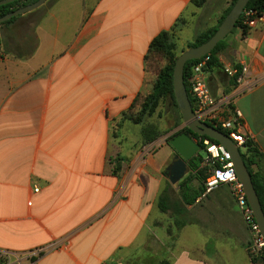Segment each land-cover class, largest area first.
<instances>
[{"label": "crops", "instance_id": "0c3cea01", "mask_svg": "<svg viewBox=\"0 0 264 264\" xmlns=\"http://www.w3.org/2000/svg\"><path fill=\"white\" fill-rule=\"evenodd\" d=\"M232 2L203 18L196 36L216 28ZM204 6L195 0H48L18 40L13 31L27 13L0 24L1 253L23 260L47 250L33 264H107L139 246L169 182L161 189L159 163L175 150L168 145L144 168L142 124L127 116L153 90L145 69L153 40L180 20L184 38ZM218 60L206 74L217 98L236 87L226 68L245 64L246 78L258 80L234 107L257 150L252 171L264 187V21L245 36L242 28L229 34ZM140 110L139 104L132 112ZM128 131L138 139L129 142ZM201 198L187 209L198 207L196 223L184 219L178 229L173 221L181 248L170 264H254L251 235L229 186Z\"/></svg>", "mask_w": 264, "mask_h": 264}, {"label": "built area", "instance_id": "2783aa9c", "mask_svg": "<svg viewBox=\"0 0 264 264\" xmlns=\"http://www.w3.org/2000/svg\"><path fill=\"white\" fill-rule=\"evenodd\" d=\"M240 20L243 32L248 33L264 21V13H258L255 10L246 8ZM209 62V55L199 59V62L193 66L192 75L189 78L195 116L199 121L211 125L224 133L226 132L239 150L244 149L246 152V144L251 138L244 132L243 115L240 110L234 107V103L239 96L253 89L258 84V80L246 78L248 67L245 64L241 70L226 68L225 72L234 79L236 87L234 93L230 96L217 98L213 95L206 80ZM195 140L201 144L202 150H205L206 153L205 157H203L201 168L207 169L209 172L201 199L207 198L222 185L229 186L242 219L251 235V242L248 248L249 254L253 262L260 260L259 264H264V238L248 202L243 185L235 172L230 154L224 146L219 143H213L208 138L199 137ZM151 149V146L146 147L145 152L148 154ZM3 255L6 258L8 257L7 253H3Z\"/></svg>", "mask_w": 264, "mask_h": 264}, {"label": "rangeland", "instance_id": "374dc122", "mask_svg": "<svg viewBox=\"0 0 264 264\" xmlns=\"http://www.w3.org/2000/svg\"><path fill=\"white\" fill-rule=\"evenodd\" d=\"M225 0H206L205 6L202 8L199 14H202L199 18V22L196 23L195 27L192 26L191 22L189 24L190 31L184 32V38L181 37V33L178 30H175L174 38L171 40V51L172 53L164 56L158 57L157 63L155 62L154 70L155 73L149 76L148 82L150 85H154L157 75L160 70L168 66L172 60H177L178 57L185 52L188 48V45L192 42H195L196 35L199 30H201L204 25L202 23V19L211 15L215 9L219 6H223V2ZM39 11H33L31 13H27L26 17L23 19H19L16 23V29L13 31V36L17 38L22 32L25 30L27 26H32V22L37 18ZM195 15V14H194ZM197 20V18H196ZM5 26H1L3 30ZM192 28V29H191ZM194 28V29H193ZM192 38V39H190ZM4 40L7 39V36H4ZM181 113L175 107H173L172 103H170L167 99H161L156 111L152 115L145 116L142 119V130L144 128H156L158 131V138L154 142L150 144H146L143 139L142 135V162L143 167L148 166L146 160L150 158H155L159 153L160 157L162 156L163 152L167 150L168 141L178 132L181 131L184 127V121L181 118ZM130 124V123H128ZM131 125V124H130ZM137 130V127L136 129ZM125 134V133H124ZM129 136V142H133L138 139V133L133 132H126ZM151 146L152 149L150 153L145 152V148ZM244 153L245 150L241 149ZM177 154L173 151L172 157L168 160V162H161L159 163V177L162 178V187L164 188L165 182L169 181L168 177L164 175V172L167 170V167L172 163L173 158ZM200 155L205 157L206 153L205 150L200 152ZM128 163L130 162L129 158H125ZM150 169V167H149ZM149 172H146L148 174ZM179 189L178 184L171 187V195L174 201L179 200ZM197 212L198 207H194L187 212L186 216H179L182 220H186L188 225L191 222L196 223L197 220ZM186 217V218H185ZM175 217H173L170 213H162L157 206L153 208V212L149 219L148 225L143 232V238L141 243L137 247H133L126 257L121 259L120 261H116V263L108 262L107 264H159L164 260L170 261L173 258V253L181 248L178 242V234L181 233L180 230H177L174 226ZM194 228V227H193ZM191 230L197 235V231L192 229ZM190 230V231H191ZM190 231L185 233L184 237L186 244H189L191 241V234ZM198 236V235H197ZM44 251H37L33 253L32 256L27 257V259H21L22 256H15L8 254V257L3 255L0 252V264H22V262L26 264H33L34 259H39L41 256L44 255ZM38 261V260H37Z\"/></svg>", "mask_w": 264, "mask_h": 264}, {"label": "trees", "instance_id": "16d2710c", "mask_svg": "<svg viewBox=\"0 0 264 264\" xmlns=\"http://www.w3.org/2000/svg\"><path fill=\"white\" fill-rule=\"evenodd\" d=\"M38 0H18L13 3L0 6V17L5 16L6 14L13 12L17 10L18 8L24 7L26 5L32 4ZM206 0H195V3L200 7L204 5ZM237 0H233L230 8L225 12L223 17L221 18L219 25L216 28L210 29L207 32L202 33L199 35L195 42H192L188 45V48H193L199 45H202L206 41H208L218 30L221 23L224 21V19L227 17V15L230 13L232 8L234 7V4ZM247 9H252L257 11L258 13H264V0H250L247 7ZM15 18L10 19L9 21L3 23V24H9L11 23ZM182 25V20L179 21V23L173 28L171 31H165L161 33L156 39L153 40V42L150 45L149 51L146 55L145 60V69L149 76L155 73L154 66L155 62L157 63L158 57H164L172 53L171 51V40L174 38L175 30L178 29V27ZM241 28V20L238 21L236 28ZM243 35L245 36L246 33L243 32ZM225 47V40L220 42L218 46L213 50L210 54V62H209V70L218 67L219 66V60L218 55L219 53L224 49ZM177 60H172V62L159 71L157 75V79L154 83V87L152 92L149 94L148 97L140 101V99H137L131 109V114H129L127 117L134 121L135 123L142 124V119L145 116L152 115L160 102L161 99H167L170 103H172L173 107H175L178 111V106L174 94V68ZM199 60H191L188 61L185 70H184V78H185V85L187 87V91L189 94V98L191 100L192 105L194 106V100L190 93V84H189V78L192 75V68L195 64H197ZM141 105V110L139 113L132 112L138 105ZM182 118V116H181ZM183 119V118H182ZM187 133L191 135L193 138L198 139L200 136L193 134L189 128L184 127L181 131H178L171 139L170 141L175 138L176 136ZM225 134H227L225 132ZM142 135L144 142L146 144H150L157 140L159 134L156 128H144L142 130ZM206 138V137H204ZM170 141H168V145L170 146ZM213 143L218 144L216 141L211 140ZM247 151L243 153L241 150V155L246 162V164L249 167V170L252 174V178L255 184V187L257 189L259 199L261 201L262 207L264 209V187L260 186L256 175H254L252 171V165H254V158L258 156L257 150L255 149L254 143L249 140L246 144ZM203 160V156L198 155L191 159V161L188 164V172L186 176L178 183L179 187V200L174 201L173 197L171 195V185L169 182H167V185L162 190L161 195L159 196L158 200V208L162 213H170L175 217V226L178 229H181L186 226V222H184L181 218H178L179 216H186L188 212V208L191 206H194L197 199L201 196V194L204 191V184L206 179L209 176V172L207 169L201 168V163ZM165 176L168 177V171H165ZM38 259H34L33 261L36 262ZM254 264H259L260 260L254 261ZM159 264H170L169 261H162Z\"/></svg>", "mask_w": 264, "mask_h": 264}, {"label": "water", "instance_id": "95a60500", "mask_svg": "<svg viewBox=\"0 0 264 264\" xmlns=\"http://www.w3.org/2000/svg\"><path fill=\"white\" fill-rule=\"evenodd\" d=\"M15 1L18 0H0V6L7 5ZM47 1L48 0H38L32 4L18 8L17 10L0 17V24L16 16L33 12L43 6ZM249 1L250 0H237L234 7L221 23L216 33L208 41L202 45L186 50L178 57L173 74L174 94L185 127L189 128L193 134L216 141L224 146L230 154L231 160L234 163L235 172L243 185L248 202L254 212L264 238V209L259 199L249 167L244 161L239 148L227 134L211 125L199 121L196 118L184 78V70L187 62L191 60H199L215 50L218 44L225 40L226 37L235 30L236 25ZM170 146L177 153L171 165L168 167L169 182L175 186L186 176L189 162L192 158L200 155L202 146L196 142L195 138L187 133H182L173 138L170 141Z\"/></svg>", "mask_w": 264, "mask_h": 264}]
</instances>
